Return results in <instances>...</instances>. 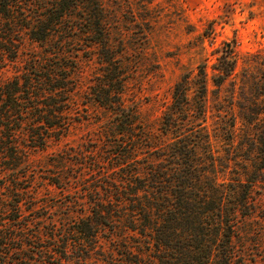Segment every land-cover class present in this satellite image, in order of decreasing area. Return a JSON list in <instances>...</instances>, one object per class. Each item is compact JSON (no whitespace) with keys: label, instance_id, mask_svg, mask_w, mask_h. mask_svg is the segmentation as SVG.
<instances>
[{"label":"trees","instance_id":"obj_1","mask_svg":"<svg viewBox=\"0 0 264 264\" xmlns=\"http://www.w3.org/2000/svg\"><path fill=\"white\" fill-rule=\"evenodd\" d=\"M106 20L100 0H0V68L15 67L0 82V264H71L72 256L86 251V246H97L101 254L104 244L99 239L113 241L115 222L122 225L124 237L135 247L131 250L125 241L120 243L128 257L119 264H227L230 251L216 246L222 245L220 240L229 241L246 189L234 194L235 189L223 190V182L215 180L214 156L201 122H197L200 127L195 136L207 147L204 158L195 154L196 144L189 134H182L158 146L156 160L147 161L143 156L140 160L146 162L124 171L105 198L93 188L91 212L62 223L61 231L53 221L52 226L41 229L34 217L27 218L35 208L29 184L22 178L26 158L50 139L59 138L77 120L73 96L80 49L96 50L102 68L89 97L112 111L110 128L115 134L129 136L121 144L126 150L117 165L128 157L140 161L133 159L135 147L146 144L147 133L136 110L124 104L126 67L122 53L111 43ZM26 40L39 49L29 51L19 64ZM235 65V58L227 53L219 56L211 75L215 89L233 73ZM260 71L263 79L257 82L252 105L248 113H242L247 121L256 119L261 124L256 135L262 143L257 146L262 161L254 165L256 171H261L264 160V67ZM190 87L198 97L199 112L204 111V64L199 65L197 76L184 73L175 81L172 108L181 109L187 103ZM234 179L240 187L255 180L249 175L245 182ZM225 198H231L232 204L223 207ZM104 260L115 264L111 258Z\"/></svg>","mask_w":264,"mask_h":264},{"label":"rangeland","instance_id":"obj_2","mask_svg":"<svg viewBox=\"0 0 264 264\" xmlns=\"http://www.w3.org/2000/svg\"><path fill=\"white\" fill-rule=\"evenodd\" d=\"M100 3L111 43L122 53L117 55L126 67L124 104L136 110L147 133L143 141L146 144L135 147L133 159L145 156L147 161L156 160V148L182 134H189L196 144L195 154L204 158L207 147L195 136V129L200 127L197 122L205 125L209 151L214 156L215 180L223 182V190L235 189L234 194L246 189L244 205L236 209L229 241L220 240L222 245L216 248L230 251L227 264H264V160L261 171L254 167L262 161L257 149L262 143L256 135L261 124L242 116L249 112L257 82L263 79L260 70L264 67V0ZM23 49L19 64L29 51L39 47L26 40ZM224 53L234 57L236 65L221 87L215 89L211 79L216 72L213 64ZM77 54L78 80L73 96L77 120L59 138L50 139L43 148L28 154L22 177L26 179L24 184H29L35 208L27 218L34 217L41 229L44 225L52 226L49 223L53 221L61 231L62 223L87 216L91 212L89 197L93 188H97L99 197L105 198L124 171L146 162H133L128 157L125 163L117 165L126 150L121 144L129 136L115 134L110 128L112 111L89 97L91 86L102 73L97 51L80 49ZM200 64H204L206 73L204 111L199 112L194 87L187 90L188 101L181 109L172 108L173 84L184 73L191 78L197 76ZM14 71L13 64L0 68V82ZM146 149L154 151L148 153ZM116 152L121 154L117 156ZM253 170L255 173H251ZM248 175L255 178L251 184H235L234 178L245 182ZM228 182L233 185L229 187ZM231 204V198L224 199L223 207ZM38 215L42 216L40 220L35 219ZM115 226L113 241L99 239L104 244L103 253H99L97 246H86V251L72 256L71 264H107V258L119 264L128 257L120 243L125 241L130 246L133 242L124 237L119 222ZM129 248L135 249L133 245Z\"/></svg>","mask_w":264,"mask_h":264}]
</instances>
